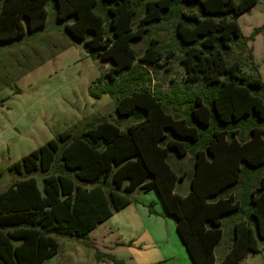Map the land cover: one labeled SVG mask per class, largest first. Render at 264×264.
I'll return each instance as SVG.
<instances>
[{"label":"trees","instance_id":"trees-1","mask_svg":"<svg viewBox=\"0 0 264 264\" xmlns=\"http://www.w3.org/2000/svg\"><path fill=\"white\" fill-rule=\"evenodd\" d=\"M48 1L0 0V44L45 27ZM54 2L60 21L72 18L65 25L69 37L84 42L94 61L111 62L108 84L91 94L118 95L119 120L95 117L81 131H66L9 167L18 178L0 193V264H44L58 254L55 236L88 239L131 205V194L139 190L158 195L193 264H241L259 253L264 81L228 59L234 40H241L236 46L245 51L259 34L258 29L246 38L237 21L258 0ZM164 23L173 27L172 44L153 36L139 54L133 43ZM248 57L254 60L252 53ZM171 60L184 69V87L164 94L150 87L154 79L146 67L169 72ZM126 120L123 131L120 121ZM170 152L193 156L185 197L175 193L182 178L169 164ZM245 181L250 184L249 192L244 189L245 218L235 224L228 252L217 262L222 219L241 212L232 190ZM96 257L126 264L99 251Z\"/></svg>","mask_w":264,"mask_h":264},{"label":"rangeland","instance_id":"rangeland-1","mask_svg":"<svg viewBox=\"0 0 264 264\" xmlns=\"http://www.w3.org/2000/svg\"><path fill=\"white\" fill-rule=\"evenodd\" d=\"M235 1L238 3L240 0ZM46 9L48 19L45 27L34 32L27 31L19 39L0 44V193L18 178L8 170L10 166L56 140L62 133L69 131L75 134L95 117H105L114 124L119 120L116 112L118 95L101 94L97 99L91 94L92 88L99 93L108 84L105 75L112 67L111 62L94 61L84 42H74L69 37L65 25L70 24L72 18L60 21L54 0L48 1ZM138 21L136 17L134 23ZM237 21L246 38H250L256 29L260 31L248 41L250 48L247 46L245 51L236 46L241 44V40H234V49L228 59L230 62L240 61L244 71L259 75L264 81V0H258L257 6ZM173 33L171 24L157 25L142 40L135 41L133 47L141 54L153 36L163 45H170ZM250 53H253L254 61L249 60ZM170 63L169 72L146 67L155 80L150 87L164 94L183 90L184 87V69L177 60ZM253 64L258 74L254 73ZM100 79L103 80L97 83ZM118 80L121 81V78ZM120 122L121 129L125 131L130 120ZM168 161L176 171L187 166L186 160L173 152H170ZM43 176L37 174L40 180ZM187 184L188 180L179 183L177 191L181 192ZM152 194L157 197L154 192ZM141 195L135 191L130 198L132 201L146 198ZM233 218L234 215L226 217V223H231ZM225 232V238L216 251L218 261L222 259L221 250L228 247L233 239L228 227ZM55 238L59 247L55 264H109L97 260V251H104L100 248L102 245L93 249L88 239ZM259 247V253L248 256L241 264H264V245L261 241ZM127 248L133 252L138 249L135 244ZM147 252L150 249L141 253L145 256ZM141 258L136 259L142 263Z\"/></svg>","mask_w":264,"mask_h":264},{"label":"crops","instance_id":"crops-1","mask_svg":"<svg viewBox=\"0 0 264 264\" xmlns=\"http://www.w3.org/2000/svg\"><path fill=\"white\" fill-rule=\"evenodd\" d=\"M247 46L250 48L249 44ZM184 159L187 162V166L183 169L178 168L177 171L174 169L178 178H182L176 183L175 193L183 197L187 196L191 191V176L194 168L192 155H188ZM249 177L246 181L250 180L252 176ZM187 180V187L181 192L177 191L179 183L183 184ZM246 181L245 186H238L232 190L234 192L233 196L240 202L241 212L231 214L234 215L231 223H226V217L222 219L223 238L214 251L217 262L219 261L216 257V251L227 233L225 228L228 227L229 232L233 233L235 224L245 218L244 211H247V208L245 206L246 193L244 189L247 192L250 189L249 181ZM137 192L140 193V197L142 196L141 194H144L146 198L140 199L139 197V199L133 200L131 205L115 213L110 220L95 229L88 238L92 248L97 247L99 249L98 247L102 245L100 248H103L104 251L98 250L101 254L112 255L116 259L126 262V264H193L178 236L175 221L166 214L158 195L154 192L158 198L154 196L152 194L153 191L144 193L139 190ZM155 197L157 200H155ZM133 244L138 248L135 252L127 248ZM229 247L230 245L221 250L222 258L228 252ZM148 249H150V252L145 253V256H143L141 252ZM136 258H141L142 263L137 261ZM103 261L113 264L107 258H104ZM44 264H55V257Z\"/></svg>","mask_w":264,"mask_h":264}]
</instances>
